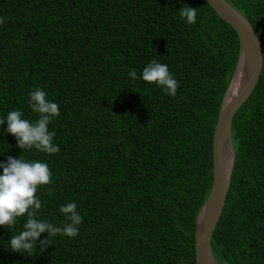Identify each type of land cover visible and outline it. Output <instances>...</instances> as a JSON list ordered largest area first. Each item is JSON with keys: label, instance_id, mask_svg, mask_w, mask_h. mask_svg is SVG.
Masks as SVG:
<instances>
[{"label": "trees", "instance_id": "obj_1", "mask_svg": "<svg viewBox=\"0 0 264 264\" xmlns=\"http://www.w3.org/2000/svg\"><path fill=\"white\" fill-rule=\"evenodd\" d=\"M227 1L251 23L263 66L232 119L235 157L211 247L218 264H264V0ZM182 4L197 8L195 24L180 18ZM0 17V116L38 119L28 104L37 87L60 107L49 124L58 153L21 151L5 132L0 161L47 163L41 218L64 223L59 206L70 201L83 217L75 238L56 235L32 256L11 251L0 226V264H195L236 31L206 0H0ZM152 59L179 82L174 97L128 76Z\"/></svg>", "mask_w": 264, "mask_h": 264}, {"label": "clouds", "instance_id": "obj_2", "mask_svg": "<svg viewBox=\"0 0 264 264\" xmlns=\"http://www.w3.org/2000/svg\"><path fill=\"white\" fill-rule=\"evenodd\" d=\"M182 5L177 10L180 18L186 24H195L197 8ZM3 23L4 18L0 17V25ZM128 76L133 80L142 79L148 84L154 83L170 97L177 94L179 82L169 71L168 65L156 59L146 63L139 75L133 69L128 72ZM28 104L38 119L28 120L23 118L24 114L19 109L11 110L5 116H0V126L6 123L0 135L5 132L11 134L21 151L34 148L49 155L58 153L60 146L54 142L56 133L49 130V124L60 116L58 103L49 99L44 89L37 87L28 93ZM51 183L52 172L43 161L20 156H7L4 161H0V226L10 232L7 242L11 251L32 256L43 251L56 235L75 238L79 234L83 217L74 201L59 206L64 223L56 225L41 218L43 203L36 193L39 186ZM21 218L22 229L12 234L11 230ZM42 233H47L43 239L40 238Z\"/></svg>", "mask_w": 264, "mask_h": 264}, {"label": "water", "instance_id": "obj_3", "mask_svg": "<svg viewBox=\"0 0 264 264\" xmlns=\"http://www.w3.org/2000/svg\"><path fill=\"white\" fill-rule=\"evenodd\" d=\"M216 14L228 23L239 39V57L222 99L212 138V185L208 196L195 218L194 248L195 264H218L212 251L211 237L223 211L229 189L234 151L231 124L235 112L255 88L263 66V56L258 36L248 19L227 0H206ZM242 71V80L233 96L227 98L237 71ZM231 155L227 167L226 157Z\"/></svg>", "mask_w": 264, "mask_h": 264}, {"label": "bare ground", "instance_id": "obj_4", "mask_svg": "<svg viewBox=\"0 0 264 264\" xmlns=\"http://www.w3.org/2000/svg\"><path fill=\"white\" fill-rule=\"evenodd\" d=\"M242 76H243L242 71L241 70L237 71L235 78L233 79V82H232V88L229 91L227 98H229L230 96H233L236 93V90L239 88V85L241 83ZM226 160L228 162L227 167L229 168L231 165V155L230 154L228 157H226Z\"/></svg>", "mask_w": 264, "mask_h": 264}]
</instances>
